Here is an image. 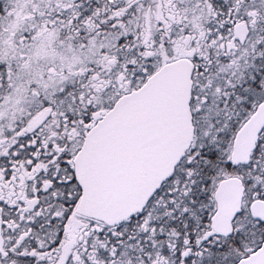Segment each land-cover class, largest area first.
<instances>
[{
	"label": "snow or ice",
	"instance_id": "obj_1",
	"mask_svg": "<svg viewBox=\"0 0 264 264\" xmlns=\"http://www.w3.org/2000/svg\"><path fill=\"white\" fill-rule=\"evenodd\" d=\"M0 264H264V0H0Z\"/></svg>",
	"mask_w": 264,
	"mask_h": 264
}]
</instances>
